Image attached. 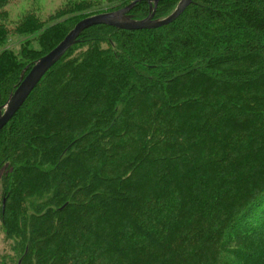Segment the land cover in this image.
Wrapping results in <instances>:
<instances>
[{
  "label": "trees",
  "instance_id": "16d2710c",
  "mask_svg": "<svg viewBox=\"0 0 264 264\" xmlns=\"http://www.w3.org/2000/svg\"><path fill=\"white\" fill-rule=\"evenodd\" d=\"M15 1L0 0V107L88 16L10 30ZM262 153L264 0H193L157 29L92 26L0 131V264H264Z\"/></svg>",
  "mask_w": 264,
  "mask_h": 264
},
{
  "label": "water",
  "instance_id": "95a60500",
  "mask_svg": "<svg viewBox=\"0 0 264 264\" xmlns=\"http://www.w3.org/2000/svg\"><path fill=\"white\" fill-rule=\"evenodd\" d=\"M160 1L135 0L115 12L97 14L80 20L54 49L34 62L27 73V69L22 72L19 85L9 95L5 104L0 107V131L20 109L43 76L78 42V37L84 30L97 25L125 31L157 29L173 22L193 0H180L168 16L154 19L155 9ZM139 2L148 3L149 14L144 19L136 20L130 12Z\"/></svg>",
  "mask_w": 264,
  "mask_h": 264
},
{
  "label": "rangeland",
  "instance_id": "374dc122",
  "mask_svg": "<svg viewBox=\"0 0 264 264\" xmlns=\"http://www.w3.org/2000/svg\"><path fill=\"white\" fill-rule=\"evenodd\" d=\"M133 1L135 0H17L8 4L4 10L7 16L6 25L8 29L12 30L27 15H32L37 20L48 23V18L59 11H73L74 8H81L82 10L87 7L82 14L91 17L97 14L115 12L128 6ZM118 5L120 7L115 8ZM18 41L19 39L14 37L8 42V45L15 52L19 51ZM34 47L36 48L37 45H34ZM261 155L264 156V153Z\"/></svg>",
  "mask_w": 264,
  "mask_h": 264
}]
</instances>
